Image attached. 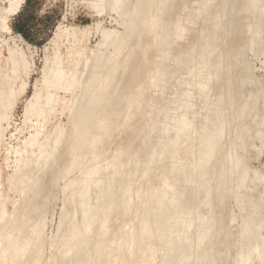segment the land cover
<instances>
[{
    "label": "rangeland",
    "instance_id": "obj_1",
    "mask_svg": "<svg viewBox=\"0 0 264 264\" xmlns=\"http://www.w3.org/2000/svg\"><path fill=\"white\" fill-rule=\"evenodd\" d=\"M18 1L19 0H0V223L4 221L9 223V221L14 220H17V223H19V220H21L22 215L25 213V209L31 208L34 202H38L41 209L37 210L33 220H36L37 223L40 222V225L43 227L42 235L44 237V242L43 247L40 251L43 261L42 264H50V260L57 251L50 249L48 243L56 238L60 221L62 220V224L60 226L59 231L67 237H69V235H71L73 232H80L84 230L83 218L81 217L83 198L81 197L79 192L81 190L82 180L85 178L84 175L86 169L88 168L90 170L96 163H98L102 173L106 174L108 172V166L110 165L109 163L113 160V157L116 155L117 148L121 144L126 142L127 134H125L124 127L121 126V124H123L122 119L125 115L123 113L125 101L122 100V98L124 97L125 99L127 97L129 93L128 89L130 90V92L132 91L131 94L129 93L128 95L132 101L137 98L136 95L139 97L138 94H140L141 96L142 92L144 93L142 95V98H148L147 100L149 101L151 99L149 105L143 108V110H140L142 113L140 111L136 112L135 110L131 112L132 115L129 117L128 123L133 124V126L139 118L140 120L138 122L143 121L142 118H144L145 115L151 117L158 126L166 124L170 119L173 121V123H175L180 116H184L197 125V127L199 128L198 131H202L203 126L207 124V120L205 118H209L210 120L215 121L216 118L219 116V113L217 111L218 107L216 106L215 102L218 93H220L219 84L221 82L217 83L214 80L209 81L206 79L212 74L213 71L205 69L200 70L198 71V76L193 77L191 69H186L182 67H180V69L174 67L175 70H173V66H176V64L178 65L179 61L185 64V62L188 60L186 57H190L189 61L190 59L193 60L194 64L199 66L201 65L203 61L201 59V55H197V59L199 62L196 59H193L195 54L194 52L197 48L194 50L193 53L190 52L192 54H187L188 56L185 55V61L183 60L184 57L180 56L183 54V52L187 50L186 47H189L190 45H193L197 42V39L200 37L199 29L208 27V24L203 22V15L206 12V8L210 5L212 6L214 1L154 0L155 2H153V5H151L152 9L156 8L167 10V13L165 12L161 18L159 26L161 28L158 27L154 31L152 30L150 35V32L144 31L143 26H141V29L139 27L138 30H140H137V34L134 35L135 37L133 38L135 39H131L132 42L130 41L131 43L128 48V53H132L130 56L131 72H129L130 75L134 72L137 74V77L135 73L132 74L131 77L134 80V75L136 77L135 80L139 79V83L135 80L134 81L136 83H133L134 81L131 79V86V84L126 79V76H123L122 78L121 75L119 76L120 72L117 73V76L115 77L117 83L116 85H113V88L115 89L112 90V93L110 92V95H107V99H105L106 96L103 99V105H106V107L108 108H105V106L103 108V106H101L99 108H101L103 112L98 109L95 114V118L100 120V118L102 117L101 114H107L106 112H108L109 110L108 105L111 104V100L112 102H114L113 100H115L116 103H114L117 105L114 104V106L116 107L112 106L113 108L111 110V113L114 108H116V110L118 108V117L115 115L117 111L114 113V109L113 113L115 116L113 115V113L112 116L115 119L112 118L111 120L112 122L113 119L116 121H114L115 123L113 122V125L111 127H108V136L103 139V143H101L97 150V153L99 154V159H94L93 156L89 153V150L88 153H86V150H82L84 152V154L81 152V156H83V158L72 164L71 162L74 159L73 152H70V154H68L67 147L69 146V141L72 138V115L75 112L77 102L80 99L81 88L74 87L72 90H67L65 88H62L63 85L53 87L51 84L53 81L54 71L57 70V67H60L61 72L70 76H74L76 77V79H81L85 73V66L87 65L88 60L93 58L92 51L96 49V47L98 46L97 44L101 40V31L122 32L123 27L120 24V21L122 19L119 18L114 12H112L107 5L102 8H100L99 6L96 7L93 6V4L89 0H20L18 6H16ZM232 1L233 0L222 1V4H225L226 2L229 3L228 7L225 9L227 15L226 17H228L229 19L225 17L224 22H228L230 19L231 20L228 22V24H226L225 22L224 25H226L223 26V30L225 29L224 32L228 31L227 33H229V35H227V33H223V38L222 36H219L217 34L220 37L219 39H224L222 40L224 41L223 43H226L228 45L223 44L219 39L218 41L221 44L219 42L218 43L220 44V52H225V54H222V59H224L223 61L226 60L227 56L228 60L231 59V56L233 57V54H236L238 52L237 50H239V53L236 54L235 57H233L234 59L237 57L234 61L235 64L232 62L233 58L230 61L231 63L228 64L229 61L227 62L226 60L224 64V62L221 60V54L220 56L216 57H219L217 58L218 61L222 62L216 64H220L221 66L224 65L223 67L225 68L228 65V67L230 66V69L234 66L233 70H235L236 72L232 69L229 70V68L227 67V70L224 74L227 73L229 77L231 76V81L234 80L232 82H234L235 87L233 89L234 85L230 87V84L228 86L230 88L227 87V89L229 90H225V92L227 91L228 93H230L228 95V93L226 92L228 96L234 93L232 94L235 95V97L233 98L236 99L238 103L236 100L232 99V107L235 108L234 110L236 111H234L233 108L231 109V111L233 110L235 113H237L234 114L233 111V113H227V117L229 118V121H231L229 125L230 129L229 127L226 128L227 136H225L226 133L224 135L226 138H224L223 136L224 140L222 139L221 141L222 148L219 147V150L216 151L218 156L215 155V153L213 158L211 159L212 161L206 165L205 169H208L206 170V172L208 175H210L209 178L214 179L215 177H218L217 174L220 171H218V169L222 167L221 162H224L227 153L230 152V154L234 156V161H239V171H245V179L242 185H239L238 178H235L236 181L232 183L233 190H231V192H229L227 196L224 195V197H226L224 201H222L223 203H220V205L218 203V200H214L210 203L211 205L208 206L203 204V199L202 203H200L201 201L199 198H196V200L197 202L199 200V204L202 205L200 206L198 204L199 206H197L195 205L197 203L193 204L191 200L195 198L194 194H191L190 192L194 193L195 188L198 186L197 180H199V178L194 176L195 173H193L192 177L194 178L192 179L194 180L196 178L197 180L195 179L194 181L192 180V182L190 181L191 183H194L192 184V187L193 185H196L194 190H192L193 188L191 186L187 187L191 184L187 183L186 185L185 181L187 180V178L184 177L185 179H181L183 178V176H180L181 178L179 177V181L180 179L182 181H178V184L182 182H185V184L182 183V185L180 186L177 184L179 187H181L179 190V187L177 186V191H181V189H187L188 192L190 190L189 193L192 196L187 191H183V193H178L179 191H176L175 195H181L182 193V195L185 196V201L184 199L182 200L184 204L182 203V201L180 203V205L183 206H181V208H185L184 210H189V208L193 209L194 207V212L191 209L192 216L194 214V216H196L197 213H200L202 216L205 217H210L211 215H216L217 213L219 214V216L221 215V225L219 227L222 229V231L216 232L217 237L215 236L210 240L212 241V243H209V241L208 243L202 245V247L200 248L202 252L204 250L206 252H210L212 248L213 250L211 252H217L214 251L215 247L223 245V243L226 242L227 246H225V243L222 246L223 248H221L220 246L221 250L223 249L222 252L224 251V249L226 250L227 248L228 251L226 250V252H224L227 255L223 253L226 258H224V256L220 254V252L218 254H215L214 257L217 256L220 258V256H222L225 260L221 261L223 262V264H234V261H237L238 257L240 256V253L243 251H241V249H244L241 248L243 247L240 245L241 241L239 242V228L242 221L246 219L252 221L253 225L258 226L257 231L260 237L259 244L263 246L261 250L260 248H258L257 245H255V242H253L248 247L249 258L247 264H264V0L258 3L257 7L254 10L248 11H242V9H240L246 1L239 0V5L237 3L239 9L235 8L236 11L233 10L231 13H229V11H231L232 9V7H229L231 6L230 4ZM143 2L144 4H146L147 1L144 0ZM129 7L131 8L130 10L134 12L132 6ZM193 9H195L196 12L193 13L191 18H189L188 22H186V16L190 12H192ZM238 10L239 12H237ZM146 12L148 13L149 11L144 12L147 15ZM236 12L238 13L237 16ZM162 21H164V23ZM165 21L169 23L170 21L173 22L171 24H167ZM230 22H232V25ZM179 23L183 31L180 37L176 38L178 32L175 29H177ZM21 25H23L22 31H24L26 39L13 29L14 27H19ZM166 26H168V28ZM163 27L165 31H167V29L171 30H168L169 36L171 35V38L168 37V34L166 35V32L163 30ZM229 27H231V31L228 30ZM174 30L175 33L177 32V34H175V36L173 35V37L172 34ZM81 31H84V33L81 34ZM163 32L165 33L163 34ZM231 32L236 33L233 34ZM139 33L143 36H141ZM155 35L157 37V41L154 40ZM230 35L235 36L231 37ZM159 36H163V39L160 37V40L162 39L163 41L164 38H169L167 41L165 40V42L167 43L171 41V43H173L170 44L171 50L169 49V43L163 44V41L162 43H160L161 41L159 42ZM136 37L138 38L136 39ZM147 37L149 38V44L151 43V49L149 48L148 51L146 50L145 55L144 47L146 44H148L146 42L148 40ZM174 38L176 39L174 40ZM139 39L141 40V44ZM170 39H172L173 41ZM136 40L138 41L134 43L133 41ZM152 40H154V43H152ZM134 45L136 46L134 47ZM139 45L142 46H140L139 48ZM221 45H224L223 48H221ZM159 46H161L162 48L166 47L168 52L165 51L164 53V50H162L163 53L160 52L161 47ZM228 46L230 47V49L232 47L233 51L230 50ZM222 49L223 52L221 51ZM227 50L229 52H232L233 54L228 53ZM9 51L17 52L18 54L23 56L28 63V76L24 79H21L23 81V84L22 82L18 81L14 85H12L13 83L10 81L12 77V72L11 66L8 63ZM138 51L140 52V54ZM147 52L149 55L147 54ZM215 52H217V50ZM161 53L164 57L161 56ZM180 53L181 55L179 56ZM164 54L168 55L166 56ZM215 55L216 54H213L214 57ZM147 56L148 58H146ZM223 56L225 57L223 58ZM141 57H143V59H141ZM180 58L183 59L181 60ZM159 60H163L164 63H167L166 61H168L169 64H167L169 66L167 67V64H164ZM169 60L171 63L173 61L174 64L172 63V65H170L171 63L169 62ZM157 61H159V63L161 64H159L160 67H162V65H165L163 67L168 69L172 66L171 68H169V70L172 69L173 73H170V78L167 82L164 83V87L151 88L149 91L146 88H143L142 85H145L148 82V78L151 75H154L152 74V72H155L154 65L157 64ZM211 61L210 63L212 64L213 62ZM214 62H216V60ZM138 63H144L143 66L147 70L144 71V67L142 68V65L139 64V66ZM145 63L148 64L147 67ZM182 65L183 64H179V66ZM139 67H141V69H138ZM134 68L135 70L137 69L136 71H144L142 72V76L139 75V72H136ZM150 70L151 72L149 73ZM162 72L165 73V71ZM140 76L141 78L145 77V81L144 79H141ZM228 76L226 77L228 78ZM226 77L225 79H227ZM232 77L236 78V80ZM240 78H242V82H239ZM116 81H114V84ZM141 82H143V84ZM194 83H196L195 85L200 84L201 86L207 84V87L203 90H200L197 94H194L192 97L189 98L186 95L187 92L194 90V88L191 87V85ZM133 84H136L135 87ZM139 85H141V90L136 91V88H138ZM132 87H134L135 89H133ZM124 88H127V93L125 92L126 90ZM120 89H122V92H119ZM143 89L146 92H144ZM10 90H12L15 95L13 98L14 104L9 113L7 107V99L9 97ZM119 93L121 94V96ZM111 94L112 97H110ZM117 96L120 100H118ZM108 98H111L109 99L110 101H108ZM104 100H106V102ZM117 101H119V103ZM120 101H123L124 104ZM236 103L237 105L243 104L244 111H247L251 106H253L254 112L252 114L246 115V117L243 115L239 119H236L239 111V109H237L239 105L236 106ZM104 109L108 110H106L105 112ZM119 113L121 114L120 116ZM95 118L92 120L93 123L91 121H88V124L91 127L87 128V131L89 133L92 131L90 134L94 133L95 131L92 128L93 125L96 126L95 122L97 120H95ZM135 126L132 129L136 130ZM245 128L247 129V137L245 138L244 142H242L239 137L243 133ZM228 129L230 131H228ZM170 138H172L170 134L165 135L163 141H161L160 143H163L165 140V142L168 143ZM136 146L135 144H133V148H135ZM214 158H217V162ZM214 160L215 162H213ZM46 161L52 162L51 166H48L47 169L42 170V172L38 173L35 176L33 182L29 183L28 177L35 175L37 167H40L41 163ZM212 163L215 168L212 166ZM140 164L141 157L140 155H136L134 161L129 165V175L123 185V190H125V192H127L128 194L132 195L131 198H128V200H130L131 202L130 206L132 207L133 204H135L134 192H136V188L139 186L138 183L140 180ZM184 169L188 171L187 168ZM215 171H217L215 173L216 175L211 174ZM42 175H46V178L43 179V182L41 179ZM187 175H189V172ZM208 175H206L207 179L206 177L204 178V180L206 179V182L209 179ZM204 180L203 182L205 183ZM212 181L211 183L208 180V183H205L208 185L210 184V186L211 184H213L211 188L210 186L208 187L210 188V190L214 188L215 179ZM34 184H36L38 187L41 184H46L45 186L41 185L40 192H38L37 194L39 196L37 198H34ZM226 184L228 186V182ZM183 185L184 187H182ZM94 189L95 188H92V191H94ZM184 193H187V195H185ZM210 196L211 198L214 196L213 191L211 192ZM121 199L124 202L125 196H122ZM212 199H214V197ZM186 200H190V202H186ZM94 203L95 202L92 199L90 201V205H94ZM101 205L102 201L100 200L97 206ZM181 208L179 207L177 211L179 212ZM195 208L197 211L195 210ZM134 209L135 207L132 208V211H134ZM137 211L139 212V210ZM134 212L136 214L132 215L131 219L130 217H128V219L126 220L127 225L126 223H124L125 219L122 216L117 217L115 221L111 223L112 230L109 229L111 231L108 232V235L106 236V238H104L105 240L108 238V243L114 240L116 241L119 238L123 239L122 235L127 233V231L132 232V234L134 233V235H137V228L135 229V232L134 228L139 223V221L136 222V220L138 219L136 215L138 216L139 213L136 211ZM178 212H169L171 218L173 219L174 217H172V214H176V218L174 219L175 221L178 218ZM129 219L132 221L133 219H136L135 221H133L134 223H137H135L136 226L134 225L133 227L134 223ZM127 221L132 223L130 224ZM124 225H126V227L130 225L129 227L130 229L133 228V231H129V227L127 230ZM104 226L108 227L109 224L107 223ZM113 227H115V229ZM97 230V228L94 229L93 232L95 233L92 232V235H89L87 240V243H91V245L90 243L87 244L88 252H93L92 255L88 253L90 263L116 264L115 258L113 257L115 255V251L113 250V252L112 249H108L107 251L103 252V257H105L101 259L103 262H97V255L94 254L93 247H91L99 238V230ZM116 230L117 232H115ZM228 234L229 238L227 237ZM198 237L199 234L195 236L193 241L195 242ZM226 238L228 240H222ZM219 240L223 241L222 244L221 242H219ZM218 243L219 245H217ZM238 244L240 247L238 246ZM89 246L90 248H88ZM210 246H212L211 250L209 248ZM136 247H131V250L133 249L131 251V254L132 256L134 255L133 258L135 261L139 259L138 250L140 248L137 247V250ZM157 248L158 250L160 249V247ZM217 248L219 249V247H216V249ZM158 250L151 258V264L155 263L154 258L159 254ZM133 251L137 252L132 253ZM256 251H258L260 254H257ZM72 255L73 254H70L71 259L73 258ZM133 258L129 260L132 261ZM78 259L79 261H82L83 256H78ZM135 261L132 263L136 264L139 260L137 262ZM124 263L125 262H123V264ZM132 263L128 262L125 264ZM190 263H192L191 260L186 262H179L177 264Z\"/></svg>",
    "mask_w": 264,
    "mask_h": 264
},
{
    "label": "bare ground",
    "instance_id": "obj_2",
    "mask_svg": "<svg viewBox=\"0 0 264 264\" xmlns=\"http://www.w3.org/2000/svg\"><path fill=\"white\" fill-rule=\"evenodd\" d=\"M19 1L17 2L16 6H18ZM89 1L93 4V6H96V7L99 6L100 8L107 5L112 12H114L119 18L122 19L120 21L121 22L120 24L123 27V31L122 32L101 31V33H100L101 40L97 44L98 46L96 47V49L94 51H92L93 58L88 60L87 65L85 66V73L81 79L80 78L76 79V77H74V76H70V75H67V74L61 72L60 67H57V70L54 71L53 81L51 84L53 87L63 85L62 88H65L67 90H72L74 87L75 88L76 87L81 88L80 99L78 100L75 112L72 115V120H73V130H72V134H71L72 138L69 141V146L67 147V153L68 154H70V152H73V158L74 159L71 162V164L78 161V160H81L83 158V156H81V152L84 154V152L82 150H86V153H88V150H89V153L93 156L94 159H96V160L99 159V154L97 153V150H98L99 146L101 145V143H103V141H104L103 139L108 136V130H109L108 127H111L113 125V122L116 121V120H114L115 118L112 116V113L115 109L114 113L117 111L116 112L117 114L115 113V115L117 116L118 115V108H117V110H116V108H114L112 113H111V110L113 108L112 106H114V104L116 103L115 100H113L115 103L112 102V100H111V102H110L111 104L108 105L109 110L106 109V110H108V112H106V110L104 109V111L107 114L106 115H104L105 113L101 114L102 117L100 118V120L95 118L96 117V115H95L96 111L98 109H100V111L103 112V110H101V108H99L101 106H103V108H104V106H105V108H108V107H106V105H103V99L105 98V96H106L105 99H107V95H110V92L112 93V90L115 89V88H113V85H116V83H117V81L115 80V77L117 76L118 72H120L119 76L121 75L122 78H123V76H126L127 81L132 86L131 81L133 79H132L131 75L134 74L135 72L130 75V72H131V70H130V61H131L130 58L131 57L130 56L132 53H130V54L128 53V50H129L128 48H129L130 43L132 42L131 39H135L133 37H135L134 35L137 34L138 28L140 27V29H141V26H143L144 31L150 32L149 34L151 35V31L152 30L154 31L156 28H158L160 26V22H161V18L163 16V14L165 12L167 13V10L156 9V8L152 9L151 5H153V2H155L154 0H146L147 1L146 4H144V2H143L144 0L143 1H141V0H89ZM212 1H214L213 5L208 6L206 8L205 14L203 15V22L208 24V27L199 29L200 37L197 39V42L193 45H190L189 47H186L187 50L185 52H183L182 55H181V53L179 54V56L181 55L180 57H182V56L184 57V59L180 58L181 60L183 59L185 61L186 58L188 60L184 64L181 61H179V58H178V61L180 63L178 62V65H177L176 64L177 59H176V61H175L176 66H173V70H175L174 67H177V68L182 67V68H186V69H191V73H192L193 77H197L198 71H200V70H204V69L205 70H212L213 71L212 74L210 76H208L206 79L209 81L214 80L217 83L221 82L219 84L220 93H218L217 98H216V102H215L216 106L218 107L217 111L219 113V116L216 118L215 121L210 120L209 118H205L207 120V124L205 126H203L202 131H198L199 128L197 127V125L184 116H180L176 120L175 123H173V121L170 119V120H168V122L166 124H164L162 126H158L151 117H148L147 115L144 114L145 116H144V118H142L143 121L138 122L140 120V118H139L137 121L138 123L136 122L134 124V126L137 125V126H135L136 130H134V129H132V128H134L133 124L128 123L129 117L132 115L131 112L133 110H135L136 112L140 111L141 109L143 110V108H145L149 105V102L151 101V99L149 101V100H147L148 98L147 99L142 98V95L144 93L142 92V95L140 96V94H138V92H137L139 97L136 95L137 98L134 101H132L131 98L128 96L129 93L131 94L132 91L130 92V90L128 89L129 93L127 95L126 94L127 88L126 89L124 88L126 90V91L125 90L124 91L126 92L125 94L127 95V97L125 99L123 97L122 100L125 101V104L123 101H120V102H122L124 104V107H123L124 112L123 113L125 115L123 116V119H122L123 124H121V126L124 127L125 134H127L126 135L127 136L126 142H124L123 144H121L117 148L116 155L113 157V160L109 163L110 165L108 166V172L106 174L102 173L101 168H100L98 163H96L90 170L88 168L86 169L85 175H84L85 178L82 180L81 190L79 192V194L83 198L82 209H81L82 216L81 217L83 218L84 230H82L80 232H77V231L73 232L71 235H69V237H67L59 231L60 226L62 224V220H61L60 224L58 226L56 238L53 241H50L48 243V246L50 249L57 251L55 253V255H53L52 259L50 260L51 261L50 264H59V263H61V264H91L89 261L88 253L92 255L93 252H91V251L88 252L87 244L90 242L87 243V240H88L89 235L91 236L92 232L96 228L99 230V232H98L99 238L95 241L94 245L91 247H93L94 254L97 255V262H101L102 261L101 259L105 258V257H103L104 251H107L108 249H112V251L113 250L115 251V253H114L115 255L113 257L115 258L116 264H121V261H122V264H123V262H125V263L131 262L132 263L135 260L133 258L134 255L132 256V254H131V251L133 250V249L131 250V247H136V245L138 248L140 247L139 250L136 247L137 250L139 251L138 252V255H139L138 258L139 259L137 258L139 261L136 260L135 262L138 261L136 264H151V258L154 256L155 252H157V250H158L157 247H160V249L158 250L159 254L157 256H155V258H154V260H155L154 264H177L179 262H186V261H190V260L192 261V263H190V264H201V263L202 264H223V262H221V261L222 260L225 261L222 256H220V258L215 256L218 259L217 260L214 257V255L218 254L219 252H220V254L223 255V253L226 252L227 248H226V250L224 249L223 252H222L223 249L221 250V248H223L222 246L224 245V243H225V246H227L226 242H224L223 245H219V243L217 244V245H219V246H216V247H219V249L218 248L217 249L221 250V251H218L215 247L214 251H217V252H211L213 250V248L211 250L212 246L209 247L211 250L210 252H206L205 250L202 252V250L200 249L202 247V245H204L205 243H208L212 238H214L217 235L216 234L217 231H220V232L222 231V229L219 227L221 225V218H220L221 215L219 216V214L217 213L218 215L216 214V215H211L210 217H205V216H202L200 213H197V215L194 216L195 214L193 213L194 214L193 215L194 217H193L192 211H191L192 208L191 209L189 208V210L188 209L184 210L185 208L184 209L181 208L182 205H180L181 201L185 197L184 195H182V193H183V191H187V189H184V190L181 189V191H179L181 188L179 186L182 185V183L185 184V182H186V185H187V183L191 184V185H188L187 187H190V186L192 187V184H194V183H191L193 180L192 178H194V177H192V175H193V173H195L196 175L194 174V176L199 178V180H197L195 178L198 182V186L196 187V185L195 186L193 185L192 190H194V188L196 187L194 190V193L190 192V190H189V192L191 194H194L195 199H193V198L192 199L195 200L196 202L191 200L193 202V204L197 203L195 205L199 206L200 205L199 202L201 201L200 203H202V199H203L204 200L203 204H205V205L210 206L211 205L210 203L214 200H216V201L218 200V203L220 205V203H223L222 201H224L225 197L229 194V192H231V190H233L232 183L234 181H236L235 178H238L239 185H242V183L245 179V171L244 172L239 171V169H238V166L240 165L239 161L235 162L234 156L231 155L229 152V153H227V155L224 159V162L223 163L221 162L222 167L220 169H218V171L220 170L217 174L218 177L214 178L215 179L214 188L212 190H210V188L213 184H211V186H210V184L209 185L205 184V183H208V180L210 182L212 180H214V179L209 178L210 175H208L206 172V170H208V169L207 168L205 169V167L209 162L212 161L211 159L213 158L216 151L219 150V147L222 148L221 147V145H222L221 141L223 139V136L226 133V130H227L226 128L229 127V125L231 123V121H229V118L227 117L228 116L227 113H233L234 111H236V110H234L235 108L232 107L233 106L232 99L236 100L233 98V97H235V95H232V94H234V93H232L231 94L232 97H231V95L228 96L230 93L227 92L229 90V89H227V87L230 84H231L230 87H232V85H234V82H232L234 80L231 81V76L229 77L227 73L224 74L227 70L226 68L228 67V65L225 68V67H223L224 66L223 64H222L223 66H221L220 64H218V65L216 64L219 62L221 63L224 60V59H222V54H225V52H223V49L221 50L223 53L220 52V49H219L220 46L219 45L221 43L218 41V39L220 38L219 36L223 37V33L228 32V31L224 32L225 29L223 30V26L228 24V22L231 20L230 19L228 22L225 21L226 24L224 25V23H225L224 19L227 16L225 9L228 7L229 3L226 2L225 4H222L223 0H212ZM233 1H234V3H233ZM233 1L230 4L231 6H229L230 8L232 7V9H231V11H229V13H231L233 10L236 11L235 8L239 9L237 6V3L239 2V0H233ZM243 1H246V2H244L245 4L240 9H242V11H248V10H254L257 7V4L263 0H243ZM142 2H143V4H142ZM144 5H146V6H144ZM238 5H239V3H238ZM129 6H132V9L134 10V12H132L130 10L131 8ZM145 11H149L148 13L146 12L147 15L144 13ZM13 12H15V11H13ZM195 12H196V10L193 9V11L190 12L186 16L185 21L188 22L189 18H191L192 14ZM237 12H239V10ZM237 12H236V16L238 15ZM232 15H233V13H232ZM226 18H228V17H226ZM165 19H166V17H165ZM162 22L164 23V21H162ZM172 22L170 21V23L169 22H166V23L171 24ZM230 23L232 25V22H230ZM233 25H235V24H233ZM164 27H163V30H164ZM166 27L168 28V26H166ZM231 27H233V26H231ZM231 27H229L228 30H230ZM159 28H161V27H159ZM168 30H170V29H167V31H165V30L164 31L166 32V35L168 34V37H170L171 35L169 36ZM175 30L178 32V34H177V32L175 33ZM175 30L173 31V34L172 33L171 34H172V36L173 35L175 36V34H177L176 38H179L182 31H183L182 27L180 26V23L177 26V29H175ZM165 32H163V34ZM75 33H77V32H75ZM80 33L83 34L84 31H81ZM231 33H233V32H231ZM235 33H233V34H235ZM227 35H229V33H227ZM141 36H143V35H141ZM163 36L162 37L159 36V38H158L159 42L161 41L160 43H162V41H163L162 40ZM232 36H235V35H232ZM160 37L162 38L161 40H160ZM168 37L164 38L163 44L166 43L165 40L167 41L169 39ZM137 38L138 37H136V39ZM144 38H145V36H144ZM176 38H174V40ZM154 40L157 41L156 35L154 37ZM154 40H152V43H154ZM170 40H172V39H170ZM222 40H224V39L220 40L223 43L224 41H222ZM137 41L138 40L133 41V42L135 43ZM139 41L141 44L140 39H139ZM148 41H149V38L146 41L148 43V44H146L147 46L145 45V47H144V49H145L144 54L145 55H146V53H145L146 50L148 51L149 48L151 49V45H150L151 43L149 44ZM167 43H169L168 44L169 49L171 50L170 44H173V43H171V41L167 42ZM163 44H161V45H163ZM223 44L228 45L226 43H223ZM135 46L136 45H134V47ZM140 46H142V45H139V48H140ZM223 46L224 45H221V48H223ZM137 47H138V45H137ZM159 47H161V46H159ZM166 47H167V45H166ZM166 47H164V48L161 47L160 52H162V50H164V53H165V51L168 52V50H167L168 47H167V49H166ZM195 49H196V51L194 52ZM229 49H230V47H229ZM197 50H198V52H197ZM216 50H217V52H215ZM230 50L233 51L232 47ZM141 51H142V49H141ZM237 51L238 52L236 54L239 53V50H237ZM190 52L195 53L193 59L194 60L196 59L197 61H198L197 55H201V59L203 61H202L200 66L194 64L193 60H191V59L189 61L190 57L185 56L187 54H189V55L192 54ZM162 53H161V56L164 57ZM228 53H232V52L228 51ZM139 54H140V52H139ZM147 54H148V52H147ZM158 54H160V53H158ZM213 54H216L215 57L220 56V54H221V60L222 61H218L217 58H219V57H216V59H215ZM236 54H233L234 55L233 57H235ZM164 55H166V54H164ZM227 55H225V56H227ZM166 56H165V58H166ZM212 56H213V58H212ZM225 56H223V58ZM229 56H230V54H229ZM143 57H144V55H143ZM143 57H141V59H143ZM153 57H155V56H153ZM169 57H170V55H169ZM233 57L231 56V59ZM146 58H148V56ZM161 58H159V59H161ZM214 59L216 60V62H214L215 61ZM231 59L228 60V56L226 57L227 62L229 61L228 64L231 63L230 62ZM233 59H232V62L234 63L235 59L234 60ZM211 60H213V61H211ZM226 60L223 61L224 64H225ZM159 61L163 62V60H159ZM159 61H157L156 62L157 64L154 65L155 72H152V74H154V75H151L147 80L148 82L145 85H142L143 88H146L149 91L151 88H155V87L156 88H162V87H164V85H165L164 83L167 82L170 78L169 77L170 73H173L172 69L169 70V68H171L172 66L169 67L168 69H166L165 67H163L165 65H162V67H163L162 68V67H160L161 64L159 63ZM210 61L213 63L211 64ZM166 62L168 63V61H166ZM169 62H170V60H169ZM8 63L11 66L12 77H11L10 81L13 83L12 85H14L18 81L22 82V84H23V81L21 79L22 78L24 79L25 77L28 76V63H27L26 59L23 56H21L20 54H18L17 52L9 51ZM151 63H152V61H151ZM167 63H164V64H167ZM172 63L174 64L173 61H172ZM172 63L170 65H172ZM139 64L142 65V68L144 67L143 66L144 63H138V65ZM168 64H167V67L169 66ZM179 64L180 65L183 64V65L179 66ZM137 66H135V67H137ZM147 66H148V64H146V67ZM231 66H233V65H231ZM164 68H165V70H164ZM228 68H229V70H231V69L233 70L234 66L231 69H230V66ZM138 69H141V67H139ZM144 69H145L144 71L147 70L145 67H144ZM161 69H163V70H161ZM134 70H135V68H134ZM140 71H141V74H140ZM140 71H136V72H139V75L142 76V72H144V71H142V70H140ZM162 71H165V73H163ZM233 71H235V70H233ZM126 72H129V73H126ZM150 72H151V70L149 71V73ZM238 73H239V69H238ZM141 76H140V78H141ZM226 76H228V78ZM236 76H234V77H236ZM136 77H137V74H136ZM136 77L133 75L134 80L136 79ZM225 77L227 79H225ZM234 77H232V78L235 80H236V78H238V77H236V78H234ZM144 78L145 77H143L141 79H144ZM241 79L242 78H240V80L238 79L239 82L240 81L242 82ZM114 81H116L115 84H114ZM135 81L136 82L138 81V83H139V79L135 80ZM135 81L133 83H136ZM144 81H145V79H144ZM46 82H47V80H46ZM141 83L143 84V82H141ZM226 83H227V85H226ZM195 84L196 83H194L192 85L190 84L191 87L194 88V90L187 92V95H186L187 97L190 98L194 94H197L200 90H203L207 87V84H205L203 86H201L200 84H197V85H195ZM135 85H134V87H135ZM237 85H238V83H237ZM121 86H123V85H121ZM134 87H132V88L135 89ZM230 87H228V88H230ZM234 87H235V85L233 86V89H234ZM117 89H118V86H117ZM233 89H232V91H233ZM121 90L122 89H120L119 92H122ZM140 90H141V85H139V87L136 88V91H140ZM225 90H227L226 92L228 93V95L226 94ZM22 91H23V85H22ZM117 91H115V92H117ZM136 91H135V93H136ZM143 91L146 92L144 89H143ZM232 91H229V92H232ZM115 94H117V93H115ZM235 94H237V93H235ZM14 95H15V93L12 90H10L9 97L7 99V107H8L9 113L12 109L13 104H14V99H13ZM147 95H148V93H147ZM120 96H121V94H120ZM110 97H112V94ZM227 97H230V98H227ZM117 98H118V100H120L118 96H117ZM109 99H111V98H108V101H110ZM104 101L106 102V100H104ZM117 102L119 103V101H117ZM237 103H238V101H237ZM237 103H236V106L239 105V107L237 108V109H239V111H238V114H237L238 116L236 117V119L237 118L239 119L243 115L246 117V115L252 114L254 112L253 106H251L248 110L246 109L247 108L246 107L245 109L247 111H244V105L243 104L237 105ZM105 104H107V103H105ZM115 105H117V104H115ZM120 105H121V103H120ZM234 105H235V103H234ZM114 107H116V106H114ZM120 107H122V106H120ZM232 108L234 110V111L232 110L233 112L231 111ZM229 111H231V112H229ZM114 113H113V115H114ZM120 113H119V116L121 115ZM236 113L234 112V114H236ZM140 117H141V115H140ZM94 118H95V120H97L96 122L94 120L96 126H94V125L92 126V128L95 131L93 130L94 133L90 134L92 131L90 133L87 131V128L91 127L88 124V121L92 122V120ZM112 118H114L113 122L111 120ZM229 129H230V127H229ZM229 129H228V131H230ZM89 134H90V136H89ZM169 134H170V136H172V138H170L169 141L167 140L168 143L165 142L166 140L164 141L165 143L164 142L160 143L161 141H163L165 135H169ZM228 135H229V132H228ZM225 136H227V133ZM225 136H224V138H226ZM246 137H247V129L245 128L243 133L240 135L239 139L242 142H244ZM133 144H135V146L137 144V146L135 148H133ZM136 155L137 156L140 155V157H141V164L139 166V173H140L139 179L140 180L138 183L139 186L136 188V192H134L135 193L134 194V199H135L134 203L135 204H133V207H132V206H130L131 205L130 200H128V198H131L132 195L128 194L127 192H125V190H123V185L126 182L128 175H129V165H130V163H132L134 161V158L136 157ZM215 155H217V153ZM217 158H214V159L216 160ZM215 160L213 162H215ZM216 162H217V160H216ZM51 163L52 162H47V161L41 163L40 167H37V171H36L35 175L28 177L29 183L33 182L35 176L38 173L42 172V170L47 169L48 166H51ZM212 166H213V163H212ZM208 167H209V165H208ZM210 167H211V165H210ZM213 167L215 168V166H213ZM184 168H187L188 171H186V169H184ZM214 168H213V170H214ZM211 169H212V167H211ZM188 172H189V175H187ZM216 172L217 171H215L214 173H211V172H209V173L216 175L215 174ZM206 175H208V178H209L207 180V182L205 181L207 179ZM45 176L46 175H42V177H41L42 182H43V179L46 178ZM180 176L181 177L183 176V178H181ZM179 177L181 179L187 178V180L185 182L178 184ZM205 177H206V179L204 180ZM212 178H213V175H212ZM181 179L179 182L182 181ZM203 180L205 181V183L203 182ZM104 181H105V183H104ZM227 182H228V186L226 184ZM41 185L45 186L46 184H41ZM41 185L39 187L36 184L33 185L34 186L33 192L35 195L34 198H37L39 196L37 194H38V192H40ZM177 186L179 187V190H178L179 192L177 191V189H178ZM209 186H210V188H208ZM182 187H184V185ZM92 188H95L94 191H92ZM176 191L178 193L182 192L181 195L180 194H177L178 196L175 195ZM212 191L214 192V196H213L214 199H212L213 197L211 198V196H210ZM224 193H227V194H224ZM189 194H188V197H189ZM185 195H187V193ZM212 195H213V193H212ZM224 195H226V196L224 197ZM122 196H125L124 202L121 199ZM196 198L197 199L199 198L200 201L198 200V202H197ZM92 199L95 202L94 205H90V201ZM185 199H184V201H185ZM190 199H191V197H190ZM100 200L102 201V205L97 206V204ZM186 202H190V200L189 201L186 200ZM182 203L184 204L183 201H182ZM134 207L136 209V210L134 209V211L138 212L137 210H139V212H138L139 214L137 213L138 216L136 215V217H138V219L137 220L133 219V221H135V220H136V222L139 221L137 226L135 225L136 222L134 223L132 220H130L131 216L136 214L134 211H132V208H134ZM179 207L181 209L178 212L177 209ZM26 209H25V213L21 217V220H19V223H17V220L9 221V223H7L5 221L0 223V240H1V242H0V264H42V262H43L42 257H41V252H40L42 247H43V242H44L43 241L44 237L42 235L43 234V231H42L43 227L40 225V222L37 223L36 220L35 221L33 220L35 213L37 212V210H40L41 207L39 206L38 202H34V204L32 205L31 208H26ZM175 209H176V211H175ZM192 210L194 212V207ZM195 210H196V208H195ZM169 212H174V213L178 212L179 213V214H177L178 218L176 221L174 220L176 218V216H175L176 214L175 215L172 214V217H174V219H173V218H171V215L169 214ZM120 216L124 217V219H125L124 223H126V220L128 219V217H130L129 220L134 223L133 227H134V225L136 226L134 228V232L136 231L135 229L137 228V232H136L137 235H134V233L132 234V232L127 231L128 227L130 225H128L126 227V225H127V223H126V225H124V226L127 228V230L125 229L127 231V233H125L126 235L125 234L122 235L123 239L119 238L116 241L114 240V241H111L110 243H108V240H107L108 238L106 239L107 242L104 238H106V236L108 235V232H110L112 230L111 223L113 221H115V219L117 217H120ZM133 218H134V216H133ZM127 222H129V221H127ZM107 223L109 224V226L105 227L104 225ZM115 227H113V228L115 229ZM109 229H111V230H109ZM129 229H130V227H129ZM239 229H240L239 230V232H240L239 233V242L241 241L240 245L243 246L241 248H244V249H241V251L243 250L241 252L242 254L240 253V256L238 257L237 261L236 260L234 261V264H247L248 258H249L248 247L253 242H255V245H257L258 248H260L261 250H262L263 246L259 244L260 237H259V234L257 231L258 226L253 225L252 221L246 220V219L243 220L242 223L240 224ZM117 230L115 232H117ZM129 231H133V228H131ZM93 233H95V232H93ZM225 233H223V234H225ZM197 234H199V237L194 242L193 240ZM219 236H220V234H219ZM224 236H226V235H224ZM227 237L229 238V234ZM94 238H95V236H94ZM109 238H110V236H109ZM222 240L226 241L228 239L226 238V239H222ZM219 242H221V244H222L223 241L219 240ZM209 243H212V241H210ZM90 245H91V243H90ZM220 246H221V248H220ZM238 246H239V244H238ZM213 247H214V245H213ZM88 248H90V246ZM206 249H208V248H206ZM136 252L133 251L132 253H136ZM256 252H257V254H260L258 251H256ZM70 254H73L72 256L74 259L73 258L71 259ZM224 254L227 255L226 253H224ZM78 256L79 257L83 256V260L79 261ZM131 258H133L134 261L129 260ZM224 258H226V257L224 256ZM90 260H91V258H90ZM58 261H59V263H58ZM95 263H96V261H95Z\"/></svg>",
    "mask_w": 264,
    "mask_h": 264
},
{
    "label": "trees",
    "instance_id": "obj_3",
    "mask_svg": "<svg viewBox=\"0 0 264 264\" xmlns=\"http://www.w3.org/2000/svg\"><path fill=\"white\" fill-rule=\"evenodd\" d=\"M13 29H14V31H16L17 33L21 34L26 39V35H25L24 31H22L23 30V25H21L19 27L18 26L14 27Z\"/></svg>",
    "mask_w": 264,
    "mask_h": 264
}]
</instances>
